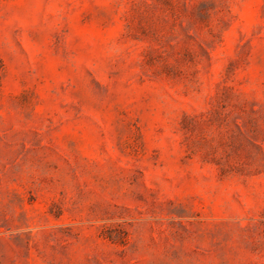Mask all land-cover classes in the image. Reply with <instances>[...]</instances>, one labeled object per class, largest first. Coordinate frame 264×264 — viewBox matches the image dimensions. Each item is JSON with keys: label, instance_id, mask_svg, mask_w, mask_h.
Segmentation results:
<instances>
[{"label": "rangeland", "instance_id": "374dc122", "mask_svg": "<svg viewBox=\"0 0 264 264\" xmlns=\"http://www.w3.org/2000/svg\"><path fill=\"white\" fill-rule=\"evenodd\" d=\"M0 264H264V0H0Z\"/></svg>", "mask_w": 264, "mask_h": 264}]
</instances>
